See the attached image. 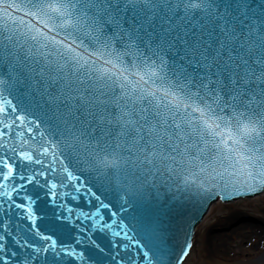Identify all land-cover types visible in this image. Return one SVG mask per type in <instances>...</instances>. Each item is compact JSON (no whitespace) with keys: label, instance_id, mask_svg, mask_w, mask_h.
Returning <instances> with one entry per match:
<instances>
[{"label":"snow or ice","instance_id":"6c2138e0","mask_svg":"<svg viewBox=\"0 0 264 264\" xmlns=\"http://www.w3.org/2000/svg\"><path fill=\"white\" fill-rule=\"evenodd\" d=\"M85 168L127 197L136 237L109 204L58 202ZM261 192L264 0H0V231L28 225L11 250L0 235V264H184L149 196Z\"/></svg>","mask_w":264,"mask_h":264},{"label":"water","instance_id":"95a60500","mask_svg":"<svg viewBox=\"0 0 264 264\" xmlns=\"http://www.w3.org/2000/svg\"><path fill=\"white\" fill-rule=\"evenodd\" d=\"M57 167H59V165H57ZM80 186L81 192L79 193L73 192L72 188L64 189V199L58 202H62L67 208L73 209V211L77 214L81 212H94L100 202L109 204V208L102 210L104 220L107 222L115 220L116 224L122 222L125 225H129L130 227L127 230L132 237H136V232L133 231L131 227L135 225V221H133L131 217L132 215L137 214L136 210L132 206H128L126 209H122L120 207L121 200H126L127 197H123V195L120 194L121 199H117V193L112 190V187L108 185L97 173L92 172L87 168H85V174L80 177ZM29 188H31V186H29ZM89 188L91 189V192L88 191ZM93 193L95 195H93ZM169 195L170 194L161 193L159 201L155 200L152 196H149L148 204L153 206L159 204L158 212L161 226L166 232L167 236L171 237L170 243L176 248V251L179 252L180 247L183 245L185 240H188L192 244L193 248L197 228L203 223L214 203L222 202L226 203L227 205H231L237 203L240 200H251L256 197L264 196V192L258 193L256 196H247L240 199L220 200L217 197L216 199L208 200L203 204V206L197 203L198 198H181L179 200L173 201L168 198ZM40 196L42 199L38 202V208L42 207L45 203H48V201L44 198V192H40ZM47 211H49L50 214V208L47 209ZM111 212H115L116 216L112 217ZM13 223L18 224L20 229H23V231H27V221L17 220L14 215ZM41 227H43V224H41ZM20 229L10 228V231L13 233L12 236H7L5 233L0 231V235H6V243L9 250L14 247L13 240L19 239L21 237L22 232ZM117 230L119 229L114 226L113 231ZM96 239L105 247H107L109 241L117 242L118 240V238L110 232L98 233L96 235ZM119 242L122 244H130V241L123 239H120ZM191 251L189 252V255L191 254ZM129 252L133 254L135 253V249L131 248V245L129 250L127 252H123L122 255L127 256ZM188 257L185 259L184 264ZM66 259L67 258H65V260ZM40 264H44V262L41 261ZM104 264H112V262L105 260ZM125 264H129V262L126 260ZM133 264H141L139 256L136 257L135 261H133Z\"/></svg>","mask_w":264,"mask_h":264},{"label":"rangeland","instance_id":"374dc122","mask_svg":"<svg viewBox=\"0 0 264 264\" xmlns=\"http://www.w3.org/2000/svg\"><path fill=\"white\" fill-rule=\"evenodd\" d=\"M225 217L232 218L227 220ZM210 218L211 222H223L213 228V234L226 236L224 254L219 256L206 249L205 235L201 231L195 235L188 264H211L213 261H220L221 264H264V196L240 200L231 205L216 204ZM243 225L247 226L245 237H239V232L231 235L232 229Z\"/></svg>","mask_w":264,"mask_h":264},{"label":"bare ground","instance_id":"6f19581e","mask_svg":"<svg viewBox=\"0 0 264 264\" xmlns=\"http://www.w3.org/2000/svg\"><path fill=\"white\" fill-rule=\"evenodd\" d=\"M256 198L258 199L259 197H256ZM219 203H222V202H217V203L213 204L208 215L205 217L203 223L198 226L196 234L203 231L204 235H205L204 244L206 246V249L209 248L212 253H217L219 256L220 255L222 256L224 254V246H225L224 245V239L226 238V236H218V235L213 234V228L217 227L219 224H221L223 222L219 223V221H218V223H216V222H211V220H210L211 219L210 217H211V214L213 213L215 205L219 204ZM220 218H223V217L220 216ZM225 218L227 220H229L232 217H225ZM220 221H222V220H220ZM226 224L227 223H224V225H226ZM221 226H223V225H221ZM246 229H247L246 225L245 226L243 225V227L241 226L239 228L232 229L231 235H236L239 232L237 234V235H239V237H245ZM219 235H221V234H219ZM227 236H229V234ZM247 254L253 255L252 252H248ZM190 255H189L188 259L186 260L185 264H188L189 259H190ZM211 264H221V263H220V261H213V262H211Z\"/></svg>","mask_w":264,"mask_h":264}]
</instances>
